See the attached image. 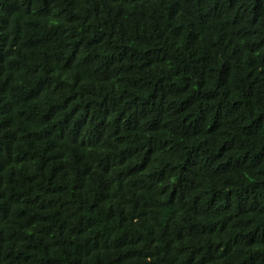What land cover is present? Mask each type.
<instances>
[{
    "label": "trees",
    "instance_id": "obj_1",
    "mask_svg": "<svg viewBox=\"0 0 264 264\" xmlns=\"http://www.w3.org/2000/svg\"><path fill=\"white\" fill-rule=\"evenodd\" d=\"M263 8L0 0V264H264Z\"/></svg>",
    "mask_w": 264,
    "mask_h": 264
},
{
    "label": "clouds",
    "instance_id": "obj_2",
    "mask_svg": "<svg viewBox=\"0 0 264 264\" xmlns=\"http://www.w3.org/2000/svg\"><path fill=\"white\" fill-rule=\"evenodd\" d=\"M262 22L264 23V8H263V11H262Z\"/></svg>",
    "mask_w": 264,
    "mask_h": 264
},
{
    "label": "bare ground",
    "instance_id": "obj_3",
    "mask_svg": "<svg viewBox=\"0 0 264 264\" xmlns=\"http://www.w3.org/2000/svg\"><path fill=\"white\" fill-rule=\"evenodd\" d=\"M168 153V152H167Z\"/></svg>",
    "mask_w": 264,
    "mask_h": 264
}]
</instances>
